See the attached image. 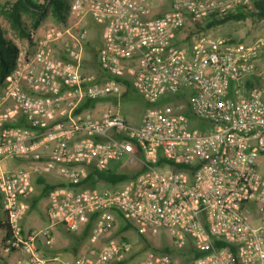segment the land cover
Wrapping results in <instances>:
<instances>
[{
    "label": "built area",
    "instance_id": "2783aa9c",
    "mask_svg": "<svg viewBox=\"0 0 264 264\" xmlns=\"http://www.w3.org/2000/svg\"><path fill=\"white\" fill-rule=\"evenodd\" d=\"M169 1L166 13L146 17L151 0H70L77 20L41 38L31 32L34 52L18 54L0 94L4 250L25 254L17 264H174L169 254L135 256L129 240L110 236L118 218L147 238L165 232L175 247L192 242L205 252L192 264H264V34L245 42L193 32L186 44L175 42L193 21L251 8L254 0ZM88 16L103 26L98 61L111 76L98 83L83 69ZM119 79L148 104L139 125L119 110L77 111L87 98H119ZM189 89L199 126L184 102L170 100ZM21 118L28 126L13 125ZM10 159L28 165L7 168ZM137 163L144 171L119 185L81 184L92 167ZM50 174L63 185L48 193L49 224L25 231L35 179ZM93 215L90 241L108 238L100 249L63 261L39 248V239L53 245L54 226L79 232Z\"/></svg>",
    "mask_w": 264,
    "mask_h": 264
},
{
    "label": "trees",
    "instance_id": "16d2710c",
    "mask_svg": "<svg viewBox=\"0 0 264 264\" xmlns=\"http://www.w3.org/2000/svg\"><path fill=\"white\" fill-rule=\"evenodd\" d=\"M69 3L70 0H45L44 3H38L36 0H15L9 9L5 12L6 17L8 20H10L12 26L19 30L21 34H25L26 30L23 26V16L25 14H32L34 16H43L48 7L51 8L53 14L58 17L60 20H66L68 18L69 14ZM249 16L257 17L259 19H264V0H254L253 5L251 8L244 7L241 10H238L237 12H231L226 15L216 17V16H210L209 18L203 20V21H193L194 22V29L190 30L189 33L193 32H200L205 33L208 29L224 24L230 20H241L246 19ZM237 41V40H236ZM240 41V40H239ZM87 47V44H86ZM86 47L84 48L85 51ZM100 48L97 50H93V60L91 61V64L95 67L96 70V77L91 82H102L107 79H110V75L107 74L100 66L98 61V55H99ZM20 53V49L17 45L11 41L5 33V30L3 29L1 23H0V88L4 86L7 75L15 68L16 66V59L18 54ZM85 58L83 61V67H84ZM121 83L125 86V90L122 93L121 96L126 97L130 95L133 92L138 93L132 86V83L128 79H119ZM89 85V83H88ZM189 92H180L175 96H172L170 98H165L163 101H166L168 99L175 100L179 102H184L186 105L185 113L192 118V110L190 108L189 104ZM108 98V97H107ZM116 98V97H115ZM102 99H85L79 106L77 111H82L84 109H95L98 104L102 101ZM118 99V98H116ZM14 126H28V122L21 118L15 124ZM166 163H170L171 165H174L172 162H168L164 159H160L159 165H165ZM178 169H185L186 166L179 164L174 165ZM144 167L141 166L137 168L136 170H107V171H98L95 170L93 167L89 170L88 176L82 181V185L85 186H91L95 187L98 182H103L104 185L108 186H116L123 182H126L128 180L136 178L138 175H140L144 171ZM39 184H43L41 195L37 198H34V196L31 198L30 203L31 207L35 206L38 200L42 197L48 196V193L54 189L57 185L46 183L44 181H38ZM95 215L91 216V219L86 223V232L91 229L94 224ZM133 225L129 221L126 220V223L124 224V230H128ZM134 227V226H133ZM135 229V228H134ZM139 234V233H138ZM91 235V234H90ZM143 240H147V237L143 234H139ZM217 246H223L226 245V242L222 240L216 241ZM182 250L180 254L183 257L184 264L192 262L196 258L204 255V251L197 250L192 242H189L188 245L185 247H181ZM162 254H169L173 252V249L169 246H166L164 248H161ZM160 254V255H162ZM135 256L144 257L146 255H138L135 254Z\"/></svg>",
    "mask_w": 264,
    "mask_h": 264
},
{
    "label": "rangeland",
    "instance_id": "374dc122",
    "mask_svg": "<svg viewBox=\"0 0 264 264\" xmlns=\"http://www.w3.org/2000/svg\"><path fill=\"white\" fill-rule=\"evenodd\" d=\"M15 0H0V23L5 30L6 36L13 41L15 45H17L24 53L25 56L31 54L35 50V44H37V41L33 40L31 37V32H36L37 36L40 38L43 37V35L47 31H54L63 29L64 27H67L70 23L75 22L77 19L70 14H68V18L64 20H60L58 17H56L51 8L48 7L46 13L43 16H34L32 14H25L23 16V26L25 27L26 33L21 34L19 30L14 28L8 20V18L5 15V12L9 9L11 4ZM38 3H44L45 0H36ZM93 19V18H92ZM89 20V19H88ZM94 20V19H93ZM91 21V22H90ZM87 24L84 26L88 29V41L85 43L86 47V57L84 62V71L86 74H94L96 75V70L93 64H91V61L93 60V50L95 47L98 50V45L100 44V35L98 34L94 39H92V28L95 26L93 23L96 21L90 20ZM101 25V24H100ZM76 31V30H75ZM208 35L213 36H221L230 38L234 41H245L250 42L254 40L256 37L261 36L264 34V19H259L257 17L249 16L246 19L241 20H230L224 24L214 26L210 29H208L206 32ZM33 42V43H32ZM56 49L61 52L64 42L60 43L57 42ZM2 93V87L0 88V94ZM193 91L189 89V94H192ZM148 107L147 102L140 96L138 93L133 92L130 95L123 97L120 96L118 99L115 97H108L102 99V101L99 103V108H110L113 110H119L127 119L128 122H130L133 125H138L143 117L145 109ZM103 110V109H98ZM193 124L195 126H199L202 124V121L198 119L197 117H193ZM141 167L139 163L137 164H131V165H125L121 170H136L137 168ZM97 185L103 186V182H98ZM42 191V187L40 185L36 186V191L34 194V198H37L40 196V193H37ZM48 205V204H47ZM45 207V200L41 201L39 205L32 211L33 213H39L43 214L44 221H47L46 215L44 213ZM125 224L126 221L122 220ZM125 236L127 239L134 245V242H138L139 246L137 248V251L135 254L140 255H146V256H159L163 252H161V248H164L166 246H169L173 249V252L170 253L171 257L174 260V264H184V260L182 255L180 254L182 248L175 247L172 243V240L168 236L167 233L163 232L161 236L157 237H148L147 240H143L142 237L137 233V231L132 226L128 230H125ZM186 264H192V262L186 263Z\"/></svg>",
    "mask_w": 264,
    "mask_h": 264
},
{
    "label": "crops",
    "instance_id": "0c3cea01",
    "mask_svg": "<svg viewBox=\"0 0 264 264\" xmlns=\"http://www.w3.org/2000/svg\"><path fill=\"white\" fill-rule=\"evenodd\" d=\"M151 1H152L151 12L148 15H146V17H155V16L163 15L168 10H170L171 4L169 0H151ZM90 20L94 21L91 16L86 17L83 20V25L87 24ZM93 24L95 26L92 28L90 33L92 32V34H94L92 35V39H94L98 34L100 35V44L98 45V49H99L103 45V26L100 24L96 25L95 22ZM189 30L190 29H186V30L184 29L183 31L179 32L177 37L175 38V42L183 45L186 44L188 42V39L186 37L189 34ZM87 41H88V37H87ZM58 42L63 43L62 40ZM85 57H86V51H85ZM97 109L104 110V108H99V104L97 106ZM4 162L7 168L28 165L27 162L19 159H10V160H5ZM38 181H44L46 183L55 184L57 186L63 185L62 178L53 174L39 176L35 179V185L36 186L40 185L42 187L43 184H39ZM37 193H41V192L37 191ZM43 200H45V207H43L44 209L43 211L46 215L47 221H44L43 214L32 212ZM47 204H48V199L47 196H45L40 198L36 203V205L29 209V211L27 212V214L23 219V228L25 231L39 230L48 226L49 220L47 215ZM6 218L7 216L3 209L2 197L0 195V264H17L18 260L25 259L26 256L20 250H12L9 252L4 250V238L7 227ZM52 233L54 236V243L52 246L46 245L43 239L38 240V246L45 254V256L49 258L58 257L63 261H73L79 255H81L82 253L86 252L91 248L100 249L102 245L105 243V241L108 239V238H104L96 243H92L89 239L91 234V229H89V231L86 232V226H84L79 232H71L64 225L59 224L53 227ZM112 235L122 236L125 239H127V237L125 236L124 223L121 218H118L117 226L114 229V231L110 234V236ZM133 246H134V251L136 252L139 243L134 242Z\"/></svg>",
    "mask_w": 264,
    "mask_h": 264
}]
</instances>
